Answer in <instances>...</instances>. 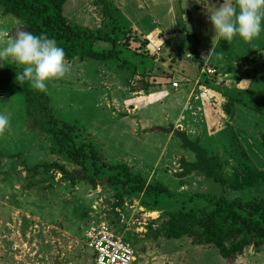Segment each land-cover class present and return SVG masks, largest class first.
<instances>
[{
    "label": "rangeland",
    "instance_id": "rangeland-1",
    "mask_svg": "<svg viewBox=\"0 0 264 264\" xmlns=\"http://www.w3.org/2000/svg\"><path fill=\"white\" fill-rule=\"evenodd\" d=\"M161 1L165 3L161 9H155L151 0L113 2L127 24L124 30L129 32V50L133 53L149 55L143 30L132 27L133 24L143 28L146 21L151 29H158L151 39L152 47L158 49L157 42L161 40L166 47L164 59L158 60L155 56V61L162 70H178L176 75L173 73L181 84L178 92L173 84H167L169 79L165 77L159 82L166 83L167 96L161 97L162 100H158L159 94L154 97L161 92L162 84H158L152 88L153 96L147 97L141 90H133L140 76L120 69V62L78 59L65 60L69 71L63 78L48 81L44 91L58 120L77 126L76 138L80 144H93L108 162L125 163L149 182H160L172 192L185 195L182 202L150 211L142 205V198L133 195L126 197L123 208L115 210L117 216L113 204L117 202L115 196L119 189L115 185L93 188L87 183H78L72 186L57 171L30 172L43 163L59 162L69 170H74V166L64 156L52 154L54 140L49 135L27 127L25 97L0 92V113L10 121L0 131V264H39L44 259L52 264L51 259L58 253L51 254L57 251V245L64 253L65 264H94V251L84 239V230L102 222L135 247L138 264H264V251L257 252L254 246L235 260H224L217 248L197 245L188 236L179 239L155 236L167 217L166 210L205 207L199 199L190 200L196 194L246 201L264 198L262 183L235 192L222 189L201 174L185 180L177 178L181 158L193 161L195 155L184 150L174 134L162 131L173 127L186 132L192 140L200 138L206 149L235 164L242 159L244 153L240 149H243L259 170L264 169V150L258 143L259 133L264 130V76L254 79L246 75V69L253 68L246 58L264 51V25L259 36L250 42L239 37L225 42L214 39L206 0L154 3L161 7ZM98 2L68 0L64 14L78 26L111 33L115 21L102 16L103 7ZM222 2L208 0V6H219ZM20 29L25 30L24 24L6 15L0 6V47L6 46L7 39ZM195 46L200 47L198 52L204 61L195 60ZM109 48L104 44L97 46L99 50ZM170 48L174 51L173 57L166 55ZM5 64L18 65L11 58ZM201 64L203 68L215 67L218 71L220 78L212 82L214 86L210 87L208 82H204L208 86L204 83L190 86L183 82L186 78L197 79ZM260 70L264 71V65L261 64ZM234 72L242 73L239 81L235 75L231 76ZM203 78L209 80L206 75ZM227 105L232 108L231 114ZM233 152L236 155L232 156ZM95 170L98 169L92 168L90 176L96 177ZM3 220H8L11 226L5 229ZM38 230L40 233L35 235ZM36 240L39 254L32 252Z\"/></svg>",
    "mask_w": 264,
    "mask_h": 264
},
{
    "label": "trees",
    "instance_id": "trees-1",
    "mask_svg": "<svg viewBox=\"0 0 264 264\" xmlns=\"http://www.w3.org/2000/svg\"><path fill=\"white\" fill-rule=\"evenodd\" d=\"M67 1L0 0V6L6 15L20 20L24 24L25 31L34 35L43 34L53 39L63 48L67 61L78 59L81 62L88 60L100 63L120 62V69L140 76L133 87L135 92L138 90L147 92L158 84L163 86L166 83L159 81L165 77L171 81L167 84L178 83L174 81L172 72L162 70L160 64L155 61V56L148 57L153 56L149 50H146L149 55L145 54V56L129 50L131 38L129 32L124 30L127 24L112 0L98 2V5L103 7L102 16L115 21L111 33L106 32L105 29L91 30L70 22L64 14ZM100 44L110 48L99 50L97 46ZM147 44L148 41H145L144 46L147 47ZM194 48L195 60H201L198 52L200 47ZM255 54L246 58L253 66L246 69V75L254 79L264 76V71L260 70L261 64L264 65L262 60L264 51L262 49ZM257 64L259 66L256 67ZM203 67L204 64H201L200 70ZM20 71L22 68L15 64H5L0 67V92L8 95H23L28 110L27 127L33 132L49 135L54 140L52 154L64 156L74 166V170H69L65 164L59 162L43 163L31 168L30 172L41 169L48 172L57 171L72 186L87 183L93 188H98L100 185L113 184L119 189L115 196L117 202L113 204L114 213L116 209L124 207L126 197L130 198L133 195L142 198V205L150 211L159 210L161 205L178 206L182 202L185 195L172 192L160 182H149L125 163L108 162L93 144H80L76 138L77 126L59 121L52 110L50 97L45 91L34 89L29 82L16 78V72ZM204 81L209 83L207 80ZM229 106L227 105V111L231 114L232 108ZM162 131L174 134L181 141L182 148L195 155L193 161L181 158L177 178L185 180L194 174H201L222 189L235 192L253 188L258 183L264 185V169L259 170L243 149H240L244 153L242 159L235 164L231 160H223L220 154L206 149L200 138L192 140L186 132L175 130L173 127ZM258 141L261 149L264 150V130L259 133ZM236 153L233 152L231 155L234 156ZM92 168L98 169L95 170L96 177L90 176ZM182 182V185H185V181ZM195 199L202 201L205 207L166 210L167 217L161 222V228L155 236L163 235L167 239L188 236L197 245L214 246L224 260L237 259L251 246H254L257 252L264 251V198L246 201L239 198L227 199L216 194H196L190 197V200ZM149 230L152 231V227Z\"/></svg>",
    "mask_w": 264,
    "mask_h": 264
},
{
    "label": "clouds",
    "instance_id": "clouds-1",
    "mask_svg": "<svg viewBox=\"0 0 264 264\" xmlns=\"http://www.w3.org/2000/svg\"><path fill=\"white\" fill-rule=\"evenodd\" d=\"M205 7L214 39L229 42L239 37L250 42L259 36L264 25V0H223L219 6L210 7L206 0ZM8 58L22 66L16 78L29 82L39 91L46 90L48 81L63 78L69 71L63 48L43 34L34 35L23 29L8 38L6 46L0 47V67ZM9 122V117L0 113V131H4Z\"/></svg>",
    "mask_w": 264,
    "mask_h": 264
},
{
    "label": "built area",
    "instance_id": "built-area-1",
    "mask_svg": "<svg viewBox=\"0 0 264 264\" xmlns=\"http://www.w3.org/2000/svg\"><path fill=\"white\" fill-rule=\"evenodd\" d=\"M201 75L212 81H218L219 73L214 68H203ZM199 79L196 84H200ZM179 88V83H174ZM207 93V90H205ZM85 241L94 251V264H138V253L135 247L108 223L92 225L85 230Z\"/></svg>",
    "mask_w": 264,
    "mask_h": 264
},
{
    "label": "crops",
    "instance_id": "crops-1",
    "mask_svg": "<svg viewBox=\"0 0 264 264\" xmlns=\"http://www.w3.org/2000/svg\"><path fill=\"white\" fill-rule=\"evenodd\" d=\"M112 1H114V0H112ZM151 2H152V4H154L153 6H154V8L156 9V8H162L163 7V5L165 4L164 2H162L161 1V7H159V5H157L156 3H154V2H157V0H151ZM170 4L171 3H173V0H169L168 1ZM143 21V20H142ZM131 22V21H130ZM143 24H144V26H142L143 28H141L140 26L138 27V26H136V25H134L133 24V26L132 27H134V28H137V29H142L143 31H142V35H143V39L145 40V41H148V44H147V50H149L150 51V53L153 55V56H156L157 57V59L158 60H162V59H164V52H165V49H164V47H166V45H165V43L161 40V41H158L157 42V44H159V46H157V48L158 49H155V48H153L152 47V45H153V43L151 42V39L154 37V32L155 31H158V29H151V25H149L146 21H143ZM173 37H175V34H173ZM162 42H163V44H162ZM155 44V43H154ZM161 46H163V48L161 47ZM159 47H161V48H159ZM173 53H174V51L170 48V50H168V52H166V55L167 56H169V57H171L172 55H173ZM173 57V56H172ZM200 58H201V60H203L204 61V59H203V57H201L200 56ZM215 68V67H214ZM178 71V70H177ZM176 70H174V72L173 71H171L172 73H174L175 75H176V73L175 72H177ZM200 72H201V70H200ZM233 75H235L236 77H235V79L237 80V81H239L240 79H241V74H240V72L239 73H237V72H234L233 74H231V76H233ZM185 78V77H184ZM199 79H202L201 81V83L200 84H202V83H204L205 81L203 80L204 78H203V76L200 74L198 77H197V79L195 78V79H188V78H186V79H184V81L183 82H186L187 84H191L190 86H198V85H200V84H196V82L199 80ZM187 80V81H186ZM191 80H193L192 82H191ZM174 81H177L178 83H179V85L181 86V84H180V81H178L177 79H175ZM209 81V83H211L210 84V87H212V80H208ZM236 81V82H237ZM169 82H171V81H169ZM170 83H168V85H169ZM172 84V83H171ZM186 84V85H187ZM205 84V83H204ZM180 86H179V88H175L174 86H173V89L176 91V92H178V90L180 89ZM205 86H208L207 85V83L205 84ZM214 86V85H213ZM152 88H154V87H152ZM150 89L149 91H140V93H145L146 95H147V97H150V96H153V93H152V91H153V89ZM160 89H161V92H159V93H156V95L154 96L155 98H156V96L159 94V98H158V100H162V98L161 97H163V96H167V93H168V90H167V86H162V87H159ZM162 89L164 90V91H162ZM185 95V94H184ZM181 97H182V95H181ZM148 99H150V98H147V100ZM150 100H152V98L150 99ZM153 100H154V98H153ZM137 108H138V106H137ZM198 139V138H197ZM4 221V220H3ZM4 224H5V229H7V227H8V225H9V227L11 226V224H9V221L7 220V221H4ZM4 229V230H5ZM86 230V229H85ZM85 230H84V232H85ZM40 233V230H38V231H35V235H37V234H39ZM85 234V233H84ZM34 236V235H33ZM6 237V236H5ZM48 239V238H47ZM84 239H85V235H84ZM52 240H53V238H52ZM58 242H59V240H57ZM8 242H10V240L8 241ZM35 242V244L33 245V251L32 252H34V254L36 253V254H39V242L36 240V241H34ZM57 244H59V243H57ZM31 248V249H32ZM12 249H13V251H15V249H14V246L12 247ZM58 253V250L57 251H54V253L52 252V254L51 255H55V253ZM58 254H56L55 256H54V258L53 259H51V263L52 264H54V260H55V258H56V256H57ZM63 258H64V253H63V251H62V258H61V261L63 262V264H65V262H64V260H63ZM39 264H49V261H47L46 260V262H45V259L41 262V263H39Z\"/></svg>",
    "mask_w": 264,
    "mask_h": 264
},
{
    "label": "water",
    "instance_id": "water-1",
    "mask_svg": "<svg viewBox=\"0 0 264 264\" xmlns=\"http://www.w3.org/2000/svg\"><path fill=\"white\" fill-rule=\"evenodd\" d=\"M57 250H58V255L56 256V258L54 260V264H63V262L61 261V258H62V250L59 247V245H57Z\"/></svg>",
    "mask_w": 264,
    "mask_h": 264
}]
</instances>
